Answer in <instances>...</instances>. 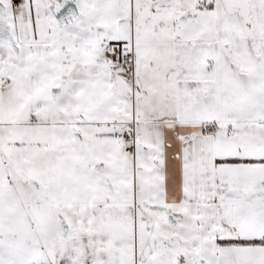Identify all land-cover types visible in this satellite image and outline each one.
I'll list each match as a JSON object with an SVG mask.
<instances>
[{
    "label": "snow or ice",
    "instance_id": "snow-or-ice-1",
    "mask_svg": "<svg viewBox=\"0 0 264 264\" xmlns=\"http://www.w3.org/2000/svg\"><path fill=\"white\" fill-rule=\"evenodd\" d=\"M0 264H264V0H0Z\"/></svg>",
    "mask_w": 264,
    "mask_h": 264
}]
</instances>
